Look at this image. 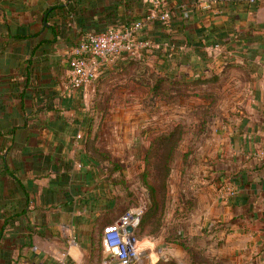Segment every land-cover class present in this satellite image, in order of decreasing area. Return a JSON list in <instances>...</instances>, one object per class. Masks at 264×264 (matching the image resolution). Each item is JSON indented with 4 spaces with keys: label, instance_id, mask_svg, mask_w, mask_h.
Returning a JSON list of instances; mask_svg holds the SVG:
<instances>
[{
    "label": "rangeland",
    "instance_id": "1",
    "mask_svg": "<svg viewBox=\"0 0 264 264\" xmlns=\"http://www.w3.org/2000/svg\"><path fill=\"white\" fill-rule=\"evenodd\" d=\"M149 2L153 9L155 4ZM149 48L153 54V47ZM182 48H188L186 43L177 48L178 58L167 69L156 55L147 59L146 68L133 64L117 69V63L107 62L95 80L76 90L75 99L74 88L70 83L64 85L75 109L62 116L70 123L82 115L84 123L77 145H70L74 149L68 153L74 156L80 148L89 154L91 166L84 169L93 168L97 174L104 194L101 198L114 199L113 211L92 216L94 227L89 232L85 264H102L107 259L102 239L104 216L111 213L115 221L138 207L144 214L134 232L139 248L134 264H264V233L255 224L241 226L233 219L229 198L235 191L230 174L222 171L225 159L228 170L235 171L234 156L243 166L253 158H264V144L255 143L248 152L242 148L241 138L252 136L248 132L238 131L241 135L233 137L243 122L247 128L250 123L263 127L264 86L260 87L245 65L228 62L216 61L205 75L194 77L190 51ZM220 49L211 50L208 56L218 60ZM65 74L71 82V74ZM256 89H263L262 100ZM257 136L263 138L264 131L260 129ZM42 139L44 149L59 143L50 132ZM35 180L42 185L48 179ZM62 233L54 240L37 237L36 251L52 256L55 249L61 253L69 245L65 239L80 231L63 226ZM65 252L62 255L68 256ZM59 259L58 264H67L65 258Z\"/></svg>",
    "mask_w": 264,
    "mask_h": 264
},
{
    "label": "crops",
    "instance_id": "2",
    "mask_svg": "<svg viewBox=\"0 0 264 264\" xmlns=\"http://www.w3.org/2000/svg\"><path fill=\"white\" fill-rule=\"evenodd\" d=\"M73 1L65 0L61 4L62 9H58L56 12H60L63 18L68 17L67 19H70L65 30L68 31V35L74 34V37L66 38L64 42H50L53 38L51 28L54 25L53 17L56 13L51 11L52 5L55 4L53 0H0V23L5 17L10 24L15 26L31 25V30L34 32L41 31L45 40L49 41L44 43L34 56L36 67L33 70L39 68V71L32 73L29 89L34 87L43 88L46 92L52 89L56 91V98L50 101L48 110L39 113L37 125L40 123L43 125L40 130L34 131L36 135L30 140V144L33 146V154L29 156L23 154V150L26 148V133L21 132L18 133L17 141L14 143L17 154L15 151L8 154L7 150L0 148V264H58L56 262L58 258H60L59 260L65 258L67 264H85V257L87 260V251H89L91 241L89 232L93 231L94 227L92 216H96L99 211H113L114 208L113 198L107 196L106 199L101 198L104 196L103 192L101 193L102 185L96 179L97 174L93 168L84 169L91 166V159H87L88 164L84 163V158L79 157L80 154L82 155L80 148H75L78 153L74 156L68 153L70 149H74L70 145L76 142L78 132L84 126L82 115L77 116L70 123L62 116V113L75 109L73 99L67 96L64 89V85L67 86L70 83L65 74L70 73L68 59L72 49L86 34L85 29L80 25V21L84 17V10L90 8L95 2L100 4L103 0ZM116 1L120 13L117 17L122 20V24H128L126 20L130 19V23L144 20L145 26L142 29L144 34H140V37L150 42V46L153 47L152 52L154 50L163 52L164 49H159L160 47L167 49L169 47V43H166L169 38L158 43L155 41L156 35L159 36L163 32L173 36L181 35L178 29L162 30V28L154 27V21L159 20L158 18L149 17L150 19L147 20V17L153 14L149 0H142L137 8L128 0ZM227 1L226 4H223L228 5ZM208 3L209 0H167V7L170 11L172 10L170 17L172 23L182 20L180 13L174 11V9L182 8V6H185V18H190V26L186 29L189 30L191 43L190 45L186 44L188 48L182 49L190 51L194 77L205 75L206 70L216 61L218 64L228 62L227 65H245V68L257 79L260 87L262 84L263 88L264 0H256L253 4H250L249 0H236L233 7L225 8L223 6V9L218 8L222 5L220 3L216 4L218 7L215 9H212L215 5L208 8L206 7ZM196 6L197 9H195ZM70 10H77V13L70 15L72 13ZM61 15L57 16L56 14L55 20H59ZM69 16L71 17L69 18ZM147 35L149 38L144 37ZM220 43H223L221 49ZM24 44L23 41L16 40L7 52L0 54V102L1 105L5 106L0 107V119L7 114L13 116L19 109L18 102L15 101L14 97H9V92L14 90V87L16 89L18 83L23 85L28 78L25 74V66L29 54H25ZM215 49H220L221 54L218 60H213L208 56L209 52L215 51ZM150 50L151 48L147 49L146 52L150 54ZM41 70L44 73L40 76ZM263 89L262 92L255 91L260 100L263 99ZM6 90L9 92H5ZM73 90L71 94H74L72 95L74 98L77 89ZM77 120H80L83 126L81 123H77L79 126L75 127L73 122ZM262 125L263 127L260 124L250 123L247 128L243 122L238 127L241 130L237 129L233 133V137L236 138L241 135L238 131H242V134L248 132L249 135H252L249 139L241 138V142H244L242 148L248 152L253 149L255 143L264 144V137L257 136L260 129L264 131V123ZM6 130V127L0 125L1 146L3 140L8 138L2 135V132H7ZM46 132L53 133V137L58 140L59 143L56 144V147L52 145L49 149L42 147V136ZM11 144L12 142L8 139L7 146L9 147ZM75 145L77 144L75 143ZM234 147L236 151L239 148L236 140ZM14 155L17 158H13ZM47 155L52 157L50 158L52 165L46 164L44 157H42ZM3 158H5L4 161ZM238 159L234 156L232 161L234 172L228 170L225 163L228 160L225 159L223 161L225 166L222 168L223 173L231 174L244 169V171L249 172L254 181H262L264 158H253L246 163L247 166L237 163ZM75 160L80 162V167L75 165ZM5 163L9 164L12 169H16L21 163H24L22 168L26 169V172L3 171L7 167ZM34 168H39V170ZM13 177L21 180L23 185L16 182ZM39 177H45L48 180L40 185L35 180ZM95 190L98 192L97 195L94 194ZM259 194L257 192L258 198L254 205L256 216L254 217L252 212L244 218L243 223L246 226L255 224L260 228L258 230L264 233V190ZM114 218L111 213H107L103 219L108 224L113 222ZM63 226L80 231L78 236L72 234L70 240L65 239V243L69 244L67 245L68 252L65 247H63V252L66 251L68 256L62 255L63 252L60 253L57 249L54 250L53 256L36 251L34 242L37 237L41 240L57 239L58 233H62ZM52 227H54L53 230ZM63 235L61 238L66 237ZM73 238L76 242L79 240L81 243L74 242ZM35 255L42 257L40 260H35ZM43 257L44 259L41 260Z\"/></svg>",
    "mask_w": 264,
    "mask_h": 264
},
{
    "label": "trees",
    "instance_id": "3",
    "mask_svg": "<svg viewBox=\"0 0 264 264\" xmlns=\"http://www.w3.org/2000/svg\"><path fill=\"white\" fill-rule=\"evenodd\" d=\"M55 4L52 5L51 11L52 13L57 11L58 9L61 10L62 6L61 4L64 3L65 0H53ZM73 1V0H72ZM107 1V3H106ZM130 3H132L136 8L140 6L142 0H128ZM236 0H228L227 4L226 1L222 4L220 7L215 5L212 9H215V7H218L219 9L233 7L234 2ZM74 2V1H73ZM95 4V5H94ZM90 8H86L84 10L83 16L80 25L83 29H85V33H99L103 32L105 30H108L109 28H121L126 25H130V20H126L128 24H122V20L118 19V15L120 14L118 9L119 5L116 0H103L100 2H95ZM184 8L185 6H182V8L174 9L176 12L182 17V20L177 21L176 23H172L169 19L168 22H164L162 20H156L155 26L159 29L162 28V30H172V29H178L179 34L183 36L182 39H176L175 36L172 34H169L167 32L160 33L159 36L156 35V42H160L163 39L169 38V41L167 40L166 43H169V47L173 46L171 49L168 47L165 48L166 52H159L157 50H154L153 54H148L147 48L141 49L140 54H129L124 53L119 57L116 58H110L108 62L111 63V65L117 63L118 68H127L128 66H131L133 64H141L142 66H145V68L148 66L147 59L151 57L152 55H156L158 61L161 63L160 65H163V68L167 69L169 65L174 64V60L177 59V54L179 55V52L177 50L178 46L181 43H186L190 45V35L188 33L189 30L186 28L190 26V18H185L184 15ZM197 9V6L195 7ZM72 11V10H70ZM69 11V12H70ZM172 11V10H171ZM77 13V10H73L70 15H75ZM60 16V12H56L54 14V17ZM53 17V26L51 28V34L53 38L50 40V42H64V40L74 37V34L68 35V31L65 30L68 23L70 22V19H67L68 17H64L61 15V18L58 20ZM71 16H69L70 18ZM34 24V23H33ZM145 26V25H144ZM144 28V27H143ZM31 25L28 26H15L9 23V21L4 17L3 21L0 23V54H3L8 51V48L15 42L16 40L23 41L25 44L23 45V49L25 51V54H29V56L26 58V66H25V74L28 76L27 80H25V83L20 84L16 86L17 88L9 92L6 90L5 92L10 93V98L14 97L16 99L15 101L18 102L19 109L16 114H13L11 116L10 114H7L4 118L0 119V125L2 127L7 128V132H2V135L8 137L3 140L2 146L0 145V148L7 150L8 154L13 153L15 150L14 143L17 141V135L19 132L26 133L25 135V141H26V148L23 150V154L26 156H29L30 154H33V146L30 144V140L33 136L36 135L34 132L35 130H40L41 126L43 125L40 123L37 125V122L39 121L38 116L41 111H47L48 110V104H50V101L54 98H56V91L54 89L46 92L43 88H30L31 85V76L32 73L34 74L37 72L35 69L36 65L34 63V56H36L37 50L46 42H49L45 40L43 37V33L41 31L34 32V30H31ZM140 34H144V30H141ZM145 38L149 36H144ZM161 41V42H162ZM164 44V43H160ZM163 47H160L161 49ZM156 59V60H157ZM161 60V61H160ZM164 60V61H163ZM39 63V62H38ZM37 63V64H38ZM43 63V62H42ZM42 73L44 71L41 70ZM40 72V73H41ZM166 74H172L171 72H166ZM170 76V75H169ZM135 77V76H134ZM133 77V78H134ZM16 97V98H15ZM28 100V102H27ZM69 106V104H68ZM0 107H5L1 105ZM5 109V108H4ZM2 109V110H4ZM52 109V108H51ZM7 122V123H6ZM77 123H81V126H83V123L80 122V120L74 121L73 124H75V127H78L79 125ZM88 131L92 129L91 124L88 127ZM8 139L12 142V144L8 147ZM5 147V148H3ZM32 150V151H28ZM17 154V152H16ZM44 157V161L46 164L52 165L50 155L42 156ZM80 158H84V163H87V159H91L90 155L87 153H82L79 156ZM13 158H17V156H13ZM5 158H3L4 161ZM89 161V160H88ZM7 167L4 168L3 171L7 172H26V169L24 170L23 164L21 163L20 166H18L16 169L10 168L9 164L5 163ZM55 166V165H53ZM36 170H39V168H34ZM14 170V171H13ZM15 177V176H14ZM13 177V178H14ZM17 177V176H16ZM10 179V178H9ZM16 182L23 185L21 183V180L15 179ZM230 183L232 184V187L234 188L235 195L233 197H230L229 199V205L232 207V211L234 214H236L234 220L241 221V226H243L244 218L248 217L249 214H252L254 217L256 216L254 213V205L257 201V196L260 195L261 191L264 190V177L262 178V181L256 182L253 180V178L250 177L249 172L246 170H240L236 173L230 174ZM258 192V195H257ZM253 197V198H252ZM143 219V218H142ZM142 222V220H141ZM140 222V224H141ZM8 224V220H7ZM106 225V224H105ZM102 226V230L105 227ZM140 226V225H139Z\"/></svg>",
    "mask_w": 264,
    "mask_h": 264
},
{
    "label": "built area",
    "instance_id": "4",
    "mask_svg": "<svg viewBox=\"0 0 264 264\" xmlns=\"http://www.w3.org/2000/svg\"><path fill=\"white\" fill-rule=\"evenodd\" d=\"M152 1L155 7L152 10L153 14L148 16L147 20L154 17L168 22L171 13L166 6L167 0ZM225 1L209 0L206 7L211 8ZM249 2L253 4L256 0H249ZM144 25V20H138L121 28H109L99 33L84 34L72 49L68 59L72 88L81 89L88 86L110 58L114 59L124 53L136 55L139 49L149 48L150 42L140 37ZM143 214L142 208H131L103 228V248L107 259L102 264H134L136 262L139 248L134 232L139 227Z\"/></svg>",
    "mask_w": 264,
    "mask_h": 264
},
{
    "label": "water",
    "instance_id": "5",
    "mask_svg": "<svg viewBox=\"0 0 264 264\" xmlns=\"http://www.w3.org/2000/svg\"><path fill=\"white\" fill-rule=\"evenodd\" d=\"M129 230H131V228H129Z\"/></svg>",
    "mask_w": 264,
    "mask_h": 264
}]
</instances>
